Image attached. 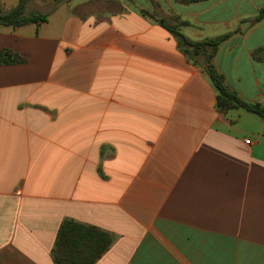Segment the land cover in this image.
Instances as JSON below:
<instances>
[{
  "label": "crops",
  "instance_id": "0c3cea01",
  "mask_svg": "<svg viewBox=\"0 0 264 264\" xmlns=\"http://www.w3.org/2000/svg\"><path fill=\"white\" fill-rule=\"evenodd\" d=\"M36 1L25 14L46 22L0 29L23 60L0 64V264H54L64 220L113 238L95 264H264V118L220 113L155 21L191 41L231 33L213 65L264 108V0Z\"/></svg>",
  "mask_w": 264,
  "mask_h": 264
},
{
  "label": "trees",
  "instance_id": "16d2710c",
  "mask_svg": "<svg viewBox=\"0 0 264 264\" xmlns=\"http://www.w3.org/2000/svg\"><path fill=\"white\" fill-rule=\"evenodd\" d=\"M30 0H19L17 5L6 11L0 10V29L17 28L28 24H41L46 22L47 14L33 13L26 15V5ZM71 0H55L56 3L69 2ZM180 3H192L202 0H176ZM264 19V8L258 11L255 22ZM162 28L176 39L178 48L194 64L203 65L206 74L214 85L216 96V108L220 113H226L232 109L241 108L250 113L264 118V108L258 104H248L242 101L224 85L222 76L213 65V58L217 48L231 36L227 33L212 39L191 41L185 37L179 27L184 22L170 24L165 18L155 20ZM252 59L264 63V49L252 53ZM23 62L18 55L9 50H0V64L16 65ZM113 238L94 227L78 224L70 220H64L57 232L52 259L54 264H95L109 249Z\"/></svg>",
  "mask_w": 264,
  "mask_h": 264
},
{
  "label": "rangeland",
  "instance_id": "374dc122",
  "mask_svg": "<svg viewBox=\"0 0 264 264\" xmlns=\"http://www.w3.org/2000/svg\"><path fill=\"white\" fill-rule=\"evenodd\" d=\"M55 5L54 0H38L35 2V7L42 10V12L48 11Z\"/></svg>",
  "mask_w": 264,
  "mask_h": 264
},
{
  "label": "water",
  "instance_id": "95a60500",
  "mask_svg": "<svg viewBox=\"0 0 264 264\" xmlns=\"http://www.w3.org/2000/svg\"><path fill=\"white\" fill-rule=\"evenodd\" d=\"M246 25V24H245ZM245 29H244V26H241V31L243 32Z\"/></svg>",
  "mask_w": 264,
  "mask_h": 264
},
{
  "label": "built area",
  "instance_id": "2783aa9c",
  "mask_svg": "<svg viewBox=\"0 0 264 264\" xmlns=\"http://www.w3.org/2000/svg\"><path fill=\"white\" fill-rule=\"evenodd\" d=\"M248 143V142H247Z\"/></svg>",
  "mask_w": 264,
  "mask_h": 264
}]
</instances>
